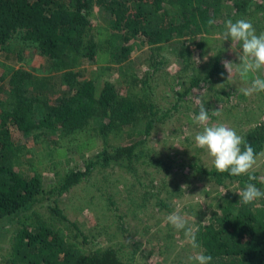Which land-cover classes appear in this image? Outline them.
I'll list each match as a JSON object with an SVG mask.
<instances>
[{
    "label": "rangeland",
    "instance_id": "obj_1",
    "mask_svg": "<svg viewBox=\"0 0 264 264\" xmlns=\"http://www.w3.org/2000/svg\"><path fill=\"white\" fill-rule=\"evenodd\" d=\"M235 13L233 10L229 14L226 8L215 19L212 33L174 38L153 46L136 41L130 58L111 68L106 67L105 45L101 46L94 61L78 67L98 89L109 81L120 99L137 106V114L129 124H121L110 112L113 121L105 136L91 121L64 135L41 129L16 131V164L37 174L42 189L28 208L0 217V264H10L20 228L43 222L63 228L70 241L89 251L114 248L126 264H188L189 256L202 252L191 248L183 231L166 223L167 215L179 211L189 225L197 226L212 210L219 211V205H236L244 187L228 179L219 185L209 175L195 170L196 166L216 170L207 152L194 143L195 133L201 130L193 123L199 112L196 100L200 99L209 111L210 123H224L242 137L264 120V92L244 96L240 89L248 85L239 80L234 67L229 73L224 67V62L240 63V44L222 37L228 19L251 21L257 34L264 32V0H248L245 12ZM91 21L94 40L100 42L103 37L104 43L109 14L94 8ZM11 48L9 53H0V84H4L0 109L11 108V85L6 86V81L13 69L50 76L53 83L45 95L51 100L61 95L65 89L64 71H55L35 43L15 38ZM216 54L220 58L219 73L195 85L194 79L203 75L204 67ZM258 74L264 77V69ZM218 96L223 100L218 101ZM38 108L35 106V110ZM215 110L221 114L213 116ZM148 120L154 122L148 135H128L144 127ZM133 142L137 143L136 156L131 158L136 174L126 166L99 164L75 185L60 189L66 173L97 160L104 148L112 151ZM261 153L264 145L251 172L264 177ZM228 193L233 195L226 196ZM111 199L112 205L108 203Z\"/></svg>",
    "mask_w": 264,
    "mask_h": 264
},
{
    "label": "trees",
    "instance_id": "obj_2",
    "mask_svg": "<svg viewBox=\"0 0 264 264\" xmlns=\"http://www.w3.org/2000/svg\"><path fill=\"white\" fill-rule=\"evenodd\" d=\"M247 7L248 0H0V53L11 52V41L15 38L35 43L41 54L51 60L55 71H64L65 86L61 95L51 100L45 95L53 83L50 76L13 69L6 81V86L11 85L12 94L11 108L0 109V217L28 208L42 189L37 174L16 164L17 130L28 133L41 129L64 135L91 121L105 136L113 121L110 112L121 124H129L137 114V106L130 100L120 99L111 82H103L98 89L78 68L94 61L97 49L105 45L106 67L111 68L130 58L136 41L153 46L174 38L212 33L215 19L226 8L229 14L234 10L239 15ZM94 8L110 16L104 43L103 37L100 42L93 38ZM209 19L214 21L211 26ZM219 59L216 54L209 60L203 75L194 79L195 85L219 73ZM3 89L2 83L0 90ZM216 99L222 101L223 97ZM35 106L39 108L35 110ZM153 127L154 122L148 120L144 127L128 135H148ZM244 138L257 154L264 145V120ZM136 148V142L117 146L112 151L104 148L97 160L87 161L83 168L66 173L60 189L64 191L75 185L99 164L126 166L136 174L131 161L136 156ZM195 170L209 175L219 185H224L227 179L236 180L239 187H245L248 182L246 175L230 176L227 172L205 171L199 166ZM252 173L258 178L252 183L264 191L261 177L257 172ZM108 203L112 205L114 201L111 199ZM219 206V211L212 210L197 224V241L202 253L212 256L211 264H264V198L248 205L241 204L239 198L236 205L229 202ZM9 263L126 264L114 248L89 251L70 241L63 228L45 222L28 224L17 231Z\"/></svg>",
    "mask_w": 264,
    "mask_h": 264
},
{
    "label": "clouds",
    "instance_id": "obj_3",
    "mask_svg": "<svg viewBox=\"0 0 264 264\" xmlns=\"http://www.w3.org/2000/svg\"><path fill=\"white\" fill-rule=\"evenodd\" d=\"M213 23V20H208L209 26ZM224 29L223 40L231 39L232 42H237L241 46L238 57L240 63L224 62V67L228 73L234 67V72L239 80L248 85V87L240 89L244 96L264 92V77L258 74L260 70L264 69V32L257 34L251 21L245 19H239L235 22L228 19L224 22ZM196 104L199 112L194 115L193 123L199 126L201 130L194 135L195 146L207 152L217 172H227L230 176H247L248 182L239 193L241 204L248 205L264 198V191L252 183L258 179L251 172L257 164V154L252 145L247 143L244 137L237 134L234 128L224 123H210L209 111L205 109L204 103L197 99ZM220 114L219 110L212 112L213 116ZM260 155H264V153ZM259 179L261 183H264V177ZM166 223L177 231H183L191 248H200L197 241L199 227L189 225L179 211L167 215ZM211 261L212 256L202 252H197L188 257V264H193V262L195 264H211Z\"/></svg>",
    "mask_w": 264,
    "mask_h": 264
},
{
    "label": "built area",
    "instance_id": "obj_4",
    "mask_svg": "<svg viewBox=\"0 0 264 264\" xmlns=\"http://www.w3.org/2000/svg\"><path fill=\"white\" fill-rule=\"evenodd\" d=\"M263 118H264V116H263Z\"/></svg>",
    "mask_w": 264,
    "mask_h": 264
}]
</instances>
